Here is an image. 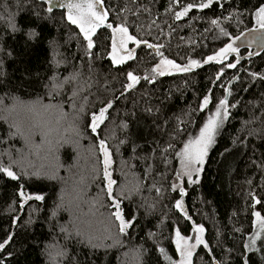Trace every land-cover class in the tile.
<instances>
[{
  "label": "trees",
  "instance_id": "trees-1",
  "mask_svg": "<svg viewBox=\"0 0 264 264\" xmlns=\"http://www.w3.org/2000/svg\"><path fill=\"white\" fill-rule=\"evenodd\" d=\"M201 3L103 0L108 22L89 49L65 10L0 0V168L19 177L0 172V242L12 237L0 264H180L176 231L189 236L198 226L207 247L192 264H264L247 243L264 209V44L240 41L264 0ZM109 24L142 41L120 65L109 57ZM228 44L238 51L204 62ZM165 58L201 66L157 75ZM128 73L140 77L130 89ZM223 99L229 113L193 183L180 153ZM109 103L93 132L92 116ZM115 202L131 222L123 232Z\"/></svg>",
  "mask_w": 264,
  "mask_h": 264
},
{
  "label": "snow or ice",
  "instance_id": "snow-or-ice-1",
  "mask_svg": "<svg viewBox=\"0 0 264 264\" xmlns=\"http://www.w3.org/2000/svg\"><path fill=\"white\" fill-rule=\"evenodd\" d=\"M214 0H207V3H201L198 5L200 8H209L213 4ZM49 3H51V0H49ZM103 4V0H83V2H70L67 4L68 8V14L67 19L75 25H78L80 27L81 32L84 34V38L87 40V47L89 49L94 47L92 37L95 34V31L97 28H99L101 25L105 24V21L107 19L108 13L107 11H97L98 6ZM193 5H188L184 8V10L180 13H177L176 18L180 19L182 16L187 15V13L192 9ZM53 9L52 7L48 8V11L51 12ZM257 17V24L259 25V28L264 29V7H260L259 10L256 13ZM213 24H217V21H213ZM108 27L112 28V25H107ZM223 31V29H221ZM113 33L116 35L117 38L113 39L112 43V54L111 59L113 63L115 64H122L125 63L126 60L133 59L134 58V50H129L127 48L128 43L131 41L135 43L137 46H139L142 41L138 40L136 37L129 34L128 28L120 25L119 27L113 28ZM227 35V33H224ZM143 43L147 44L146 41ZM149 48L156 47L151 44H147ZM238 49L234 48L232 44H228L227 47L222 48L215 56H208L207 59L204 61L205 63L211 62V61H217L222 63L223 60L227 57L229 52H237ZM124 53V54H122ZM161 55H163L161 53ZM201 64L199 61L192 60L189 65L187 66H181L180 64H177L173 60L168 59H162L160 65L157 66L154 71L158 73L159 75L163 76L168 74L171 70H175L177 72H188L191 71L193 68L200 67ZM230 68L236 67L235 64H229L227 65ZM219 77H217L218 79ZM128 79L131 81V83L128 85V88L134 87L136 83L139 82L140 77L128 73ZM147 79V77H145ZM210 103V98L205 97L203 100V106L207 107V105ZM227 104L226 100L220 101V105L223 108ZM108 107H111V104L108 105ZM107 109H101L99 115H93L92 116V123H91V129L93 132L96 131L98 126L103 123L105 119V113ZM225 117L227 113H224ZM221 121V111L218 109L215 113V116L212 118H209L207 124L201 129L199 136L189 141L185 147L182 153H180L182 157V163L184 165L185 174L188 176L189 180L192 181V171L189 169L192 168L195 165H203L204 159L207 156L208 148L213 143V139L216 133V129ZM101 150L104 153V175L108 179V192L111 194L112 191V185L115 183L111 180V174L108 171L111 160H110V153L107 149V147L104 144V141L100 142ZM194 171L196 173H199L202 171V167H195ZM0 172L5 173L8 177L11 179H19V177L16 175L15 172L11 170V168H0ZM179 175V174H178ZM195 183L196 181H192ZM175 190V186H174ZM21 196L25 197V200H31L36 199L42 201L44 199L43 195H26L23 191L20 193ZM259 203V201H257ZM115 207L119 208V202H115ZM176 208L183 211V203L182 201L177 202ZM117 219L120 221V230L123 232L127 228L131 227L130 221H125L123 218V215L121 212H117L116 214ZM256 216L261 224V230H264V218L260 217L259 213H256ZM196 231L198 233H203L204 228L202 226H198L196 228ZM176 238H177V247L180 249V255L182 257L180 264H192V256H193V249L196 246L204 245L207 247V244L202 238H197L195 244H190L189 240L191 238H185L181 236L179 230L176 231ZM12 239L11 236L8 237L7 240L4 242H0V250H3L4 247L8 242H10ZM163 252V249H161Z\"/></svg>",
  "mask_w": 264,
  "mask_h": 264
},
{
  "label": "rangeland",
  "instance_id": "rangeland-1",
  "mask_svg": "<svg viewBox=\"0 0 264 264\" xmlns=\"http://www.w3.org/2000/svg\"><path fill=\"white\" fill-rule=\"evenodd\" d=\"M46 4H47V6H49V7H52V8H61V9H63V10H65L66 11V13L68 14V8H67V4L68 3H70V2H83V0H51V3H49V0H43ZM97 11H104L103 10V8H102V6L100 5V6H98V8H97ZM108 17V16H107ZM108 21L106 20L105 21V23H107ZM78 26V25H77ZM80 28V27H79ZM114 28V27H113ZM113 28H112V30H111V36H112V38L113 39H115V38H117L116 37V35L113 33ZM109 29H110V27H109ZM254 29H261V28H259V25L257 24V17H255V21H254ZM98 30V28L96 29V31ZM264 30V29H263ZM95 31V32H96ZM94 36V35H93ZM94 39V37H92V40ZM113 43V42H112ZM253 43H257L258 45H262V44H264V33H256L255 35H254V37H253ZM127 48L129 49V50H132L133 49V44H131V41L128 43V45H127ZM111 54H112V45H111V51H110V54H109V57H110V59H111ZM122 54H124V53H122ZM167 59V58H166ZM112 60V59H111ZM130 60V59H129ZM129 60H126V62L127 61H129ZM168 60H171V59H168ZM162 61V60H161ZM174 61V60H173ZM176 62V61H175ZM161 63V62H160ZM160 63L158 64V65H160ZM177 63V62H176ZM123 64V63H122ZM177 64H179V63H177ZM190 63H188V65H189ZM118 65H120V64H118ZM157 65V66H158ZM181 65V64H180ZM157 66H156V68H157ZM181 66H183V65H181ZM187 66V65H186ZM172 73H178L177 71H175V70H171L168 74H172ZM157 75H159L158 73H157ZM131 83V81L129 80V83H128V85ZM137 84V83H136ZM135 84V85H136ZM134 85V86H135ZM133 88V87H132ZM130 89V88H129ZM223 100H225V99H223ZM227 101V100H226ZM109 104H111L112 105V103H109ZM109 104H107V105H105L104 107H102L101 109H109L110 107H108V105ZM101 109H100V111H101ZM220 110L221 111V121L222 122H220L219 123V125H218V127H217V129H216V133H215V136H214V139H213V143L210 145V147L208 148V152H209V149L211 148V146L214 144V142H215V139H216V136H217V134H218V131H219V129H220V127H221V125H222V123L224 122V120H225V115H224V113L226 112L227 113V115H228V113H229V111H228V102H227V104L222 108L221 107V105H220V103H219V105H218V107L216 108V110H215V112H214V114L210 117V118H212V117H214L215 116V113H216V111L217 110ZM100 111L97 113V114H95V115H99V113H100ZM23 113V112H22ZM106 113H107V111H106ZM106 113H105V118H106ZM226 115V116H227ZM209 120V119H208ZM208 122V121H207ZM207 122H206V124H207ZM91 123H92V121H91ZM91 125V124H90ZM100 126V125H99ZM99 126H98V128H99ZM205 126V125H204ZM17 127H20V124H19V122L17 121V123L15 124V128H17ZM97 128V129H98ZM97 129H96V131H97ZM199 136V135H198ZM197 136V137H198ZM196 137V138H197ZM195 138V139H196ZM183 150H184V148H183ZM183 150H182V152H183ZM181 152V153H182ZM208 154V153H207ZM103 155H104V153H103ZM207 157V156H206ZM206 157H205V159H204V162L206 161ZM111 160V159H110ZM204 164V163H203ZM180 166H181V173L183 174V176H186L187 178H188V176L185 174V169H184V165H183V163H182V157H181V155H180ZM195 167H202L203 168V165L201 166V165H195V166H193L192 168H190L189 170L190 171H192V180H194L195 178H197V177H199L200 176V173L201 172H199V173H196L195 171H194V168ZM108 171L110 172V174L112 175V173H111V164H110V167H109V169H108ZM189 179V178H188ZM108 180V179H107ZM112 187H113V185H112ZM180 201H182V200H180ZM179 202V201H178ZM184 208V207H183ZM257 209V208H256ZM121 212V210H120V208H117L116 207V209H115V214L117 213V212ZM122 213V212H121ZM256 213H259L260 214V217L261 218H264V209H257V210H255V229H254V233H253V236H251V238L249 239V237H248V239H247V243H249V245L251 246V248H250V251H252L253 253H254V255L257 257V258H260V259H262L263 260V262H264V230H261V224H260V221L258 220V218H257V216H256ZM115 217H116V215H115ZM116 219H117V217H116ZM118 221H119V219H117ZM119 223H120V221H119ZM181 234V233H180ZM181 236H183V237H185V238H191L190 240H189V243L190 244H195L196 243V240H197V238H202L203 240H204V235H203V233L201 234V233H198L197 231H193V233L191 234V235H189V236H184V235H182L181 234ZM175 243L177 244V238L175 237ZM200 246V245H199ZM199 246H196L194 249H193V256H192V262H193V257H194V254H195V252H196V250H197V248L199 247ZM179 249V248H178ZM179 252H180V249H179ZM182 259V257H181V255H180V260Z\"/></svg>",
  "mask_w": 264,
  "mask_h": 264
},
{
  "label": "water",
  "instance_id": "water-1",
  "mask_svg": "<svg viewBox=\"0 0 264 264\" xmlns=\"http://www.w3.org/2000/svg\"><path fill=\"white\" fill-rule=\"evenodd\" d=\"M111 25V24H110ZM109 28V27H108ZM256 33H264L263 29H252L246 31L241 37L240 41L242 42V46L252 48L253 45H257V43H253V37Z\"/></svg>",
  "mask_w": 264,
  "mask_h": 264
}]
</instances>
